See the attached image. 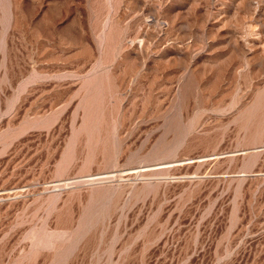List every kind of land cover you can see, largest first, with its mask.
I'll use <instances>...</instances> for the list:
<instances>
[{
	"label": "rangeland",
	"instance_id": "374dc122",
	"mask_svg": "<svg viewBox=\"0 0 264 264\" xmlns=\"http://www.w3.org/2000/svg\"><path fill=\"white\" fill-rule=\"evenodd\" d=\"M0 264H264V0H0Z\"/></svg>",
	"mask_w": 264,
	"mask_h": 264
}]
</instances>
